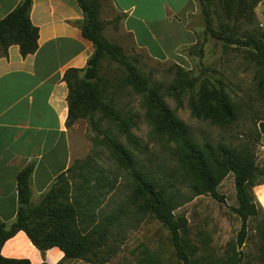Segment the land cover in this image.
Listing matches in <instances>:
<instances>
[{"label": "rangeland", "instance_id": "rangeland-1", "mask_svg": "<svg viewBox=\"0 0 264 264\" xmlns=\"http://www.w3.org/2000/svg\"><path fill=\"white\" fill-rule=\"evenodd\" d=\"M228 1L232 6L233 0ZM212 3L216 28L225 29L231 37L245 40L247 35L264 32V0L255 7L249 23L234 21L233 13L228 16L224 0H212ZM196 4L188 26L195 30L199 44L205 24ZM103 16V20L114 17L107 1L103 3ZM103 36L118 46L128 60L137 58L136 65L145 85L159 88L166 105L186 126L192 141L198 145L222 144L238 153L249 154L260 173L257 171L255 181L264 182V134L260 129L264 124V69L255 63L252 46L207 37L202 58L189 56L188 48L177 62L158 61L135 50L117 27L104 28ZM192 49L196 54L198 45ZM99 73L107 81L104 101L110 102L127 121L134 141L129 142L116 123L103 118L99 111L95 112V121H98L95 129L87 117L70 122L67 127L78 148V159L72 164L75 170L68 174L67 184L74 194L75 188L86 181L90 201H96L95 205L86 207L90 220L94 221L90 222V228L102 223L108 215L117 216L107 228L105 241L114 254L106 264H182L169 243V232L150 214L141 211L147 197L132 202L136 182L107 147L108 139L129 152L136 171L153 177L158 181L157 189L164 188L182 203L174 214L184 216L187 222L181 238L192 264H221L229 258H240V264H264L262 207L255 205V216L248 220L246 238L239 249L236 240L240 220L233 211L237 201L232 174L225 176L216 188L221 201L210 195L192 197L190 180L179 161L178 144L149 124L143 95L126 82L125 69L106 58L101 62ZM204 79L224 90L237 115L233 123L218 126L192 115L188 102ZM182 80H192L195 85L176 98L170 91ZM260 195L264 199V193ZM67 262L89 264L80 260Z\"/></svg>", "mask_w": 264, "mask_h": 264}, {"label": "trees", "instance_id": "trees-1", "mask_svg": "<svg viewBox=\"0 0 264 264\" xmlns=\"http://www.w3.org/2000/svg\"><path fill=\"white\" fill-rule=\"evenodd\" d=\"M107 0H76L81 9L83 20L80 24L82 36L90 41L93 53L82 70H68L63 79L67 85V124L78 119L86 118L94 127L95 112L99 111L103 118L113 121L120 132L131 142L127 121L121 118L110 102H105L107 81L100 75L101 62L109 59L121 65L126 71V82L143 95L146 108L145 117L152 128L165 134L170 140L178 144L179 161L185 167L192 197L210 195L213 199L222 200L217 193L220 181L232 174L237 206L234 213L240 220L236 245L240 249L247 234V223L255 216V205L258 204L252 188L262 181H255L258 168L249 154L236 152L222 144H196L191 140L186 126L179 121L160 94L159 88L145 85L137 68L138 60H128L122 50L110 43L103 36L106 22L100 19V11ZM201 9L205 24L203 39L187 50L189 56L203 57V47L207 37L224 40L228 44L252 46L255 63L264 69V32L258 35H247L245 40L228 35L223 28H216L214 22L215 7L212 0H195ZM261 0H233L232 6L224 0V7L229 16L233 13V20L251 22L254 9ZM31 0H20L17 7L5 18L0 20V54H6L11 45H17L22 57L32 54L37 49L38 30L29 19ZM115 21V20H114ZM114 27L115 24H114ZM198 45L195 54L194 48ZM80 74H82L80 76ZM192 80H182L172 89L171 94L179 97L184 92L194 88ZM191 113L196 118H202L211 124L222 126L236 120V112L232 108L224 90L204 79L194 96L189 99ZM68 126V125H67ZM264 134V124L260 126ZM107 147L116 154L118 161L129 170L136 185L131 194L132 202L141 197L147 201L141 206V211L150 214L169 232V243L175 251L176 258L182 264H192L181 232L187 227L184 216H176L174 211L182 206L177 197L165 190L157 189L158 181L153 177L142 174L134 169L133 160L129 152L112 139L107 140ZM75 170L73 165L65 173L57 176L56 180L35 206L30 205V178L33 164L24 167L17 175L16 187L20 204L26 207L18 208L15 221L6 226L0 221V250L3 244L17 232L26 234L30 242L40 252L57 247L64 260H80L91 264H106L114 254L112 247L105 241L107 228L117 219L116 215H108L98 225L90 228V215L86 207L96 204L90 201L86 181L75 188L72 194L68 184V174ZM258 174L259 171H258ZM71 194V196H70ZM105 253V256H101ZM227 260V259H226ZM221 264H240L241 259L229 258ZM0 264H31L28 259L5 258L0 254Z\"/></svg>", "mask_w": 264, "mask_h": 264}, {"label": "crops", "instance_id": "crops-1", "mask_svg": "<svg viewBox=\"0 0 264 264\" xmlns=\"http://www.w3.org/2000/svg\"><path fill=\"white\" fill-rule=\"evenodd\" d=\"M20 0H0V20ZM113 18L100 19L115 26L135 50L158 61L180 60L197 42L188 22L196 12L195 0H107ZM29 19L38 30L37 49L22 57L17 45L0 54V221L11 225L19 203L18 173L33 164L30 205L35 206L57 176L78 159V148L67 127L68 70H82L93 46L82 36L83 20L76 0H31ZM115 20V21H114ZM264 211V184L252 188ZM243 246V245H242ZM5 258L28 259L31 264H68L53 247L40 252L26 234L17 232L2 246Z\"/></svg>", "mask_w": 264, "mask_h": 264}, {"label": "water", "instance_id": "water-1", "mask_svg": "<svg viewBox=\"0 0 264 264\" xmlns=\"http://www.w3.org/2000/svg\"><path fill=\"white\" fill-rule=\"evenodd\" d=\"M22 207H26V204H22Z\"/></svg>", "mask_w": 264, "mask_h": 264}]
</instances>
